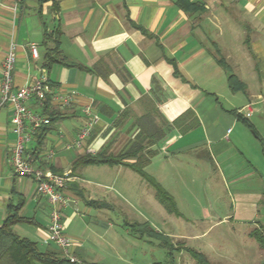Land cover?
Returning a JSON list of instances; mask_svg holds the SVG:
<instances>
[{
    "label": "crops",
    "instance_id": "obj_1",
    "mask_svg": "<svg viewBox=\"0 0 264 264\" xmlns=\"http://www.w3.org/2000/svg\"><path fill=\"white\" fill-rule=\"evenodd\" d=\"M178 1L22 0L14 10L12 0H0V78L5 54L15 43V88L43 76L49 85L76 95L67 108L41 107L35 99L27 104L35 113L48 117L53 112L56 117L41 145L37 138L43 128L36 130L26 154L36 165L68 176L64 195L70 203L62 210L64 231L76 220L81 202L86 209L109 207L99 192L106 187L88 180L91 166L73 170V163L87 153L122 150L137 133L133 124L144 114L149 99L155 101V121L165 128V136L155 146L158 153L145 172L172 198L177 196L179 182L189 175H211L212 157L219 161L221 175L231 181L263 179L248 160L247 168H234L232 157L257 152L255 143L260 142L238 119V111L252 107L253 100L262 96L259 90H264V0H186L198 5L191 12L180 8ZM55 42L62 57L91 71L61 64L45 68L44 57ZM31 45L36 46V57L30 53ZM219 58L229 72L217 63ZM229 74L244 88L232 91ZM87 105L97 112L99 123L81 149L67 147L77 138ZM190 110L193 114L183 117ZM12 112L9 105L0 107V225L8 205L21 203L19 215L33 223L14 225V233L21 236L20 226L30 228L44 245L50 207L37 194L33 180L12 170L10 155L16 137ZM255 113L252 109L245 119L254 118ZM259 113L264 117V111ZM178 119L177 126L169 127ZM188 125L192 128L181 132ZM50 152L48 162L39 160ZM98 166L126 173L134 188L145 181L122 165ZM256 210L255 203H240L232 218L247 213L254 225L264 227L257 222ZM70 238L75 242L72 255L81 262V241Z\"/></svg>",
    "mask_w": 264,
    "mask_h": 264
},
{
    "label": "rangeland",
    "instance_id": "obj_2",
    "mask_svg": "<svg viewBox=\"0 0 264 264\" xmlns=\"http://www.w3.org/2000/svg\"><path fill=\"white\" fill-rule=\"evenodd\" d=\"M259 91L261 98L253 100L254 118L246 121L255 125L254 130L261 135H258L261 141L255 143L257 152L250 150L244 156L235 153L232 162L234 168L243 170L247 168L245 161H250L262 174V181L254 177L231 181L221 175L219 161L212 157L208 163L211 175L193 174L179 182L177 196L173 198L178 212L175 214L166 211L156 200L154 189L145 181L134 188L135 182L126 173L115 168L88 167V180L106 187L99 192L104 194L109 207L100 211L95 207L86 209L82 202L77 206L76 220L67 226L65 233L81 241L78 250L81 262L195 264L186 251L195 250L214 264H264V250L248 236L257 223L254 225L253 219L243 212L238 214L239 218H232L240 203H255L257 222L264 226V140L261 138L264 137V117L259 113L264 111V90ZM192 161L196 163L195 159ZM32 211L33 206L29 212ZM30 231L20 226L18 233L22 238L37 242L40 250L50 249ZM162 240H168L173 250L164 247Z\"/></svg>",
    "mask_w": 264,
    "mask_h": 264
},
{
    "label": "built area",
    "instance_id": "obj_3",
    "mask_svg": "<svg viewBox=\"0 0 264 264\" xmlns=\"http://www.w3.org/2000/svg\"><path fill=\"white\" fill-rule=\"evenodd\" d=\"M14 10L22 0H12ZM32 56H37L35 45L30 46ZM16 63V45L12 43L7 50L1 68L0 78V107L9 105L13 112L11 123L16 135L14 146L10 155V164L13 172L21 177H26L35 182L36 192L45 197L49 204V213L46 224V238L44 245L50 246V250L58 253L63 258L72 262H79L73 255L72 249L75 242L66 235L62 223V210L68 206L70 199L64 195L68 183L66 174L53 173L42 166L36 165L34 160L26 154V148L36 130L50 125V119L30 110L27 106L31 99L41 106L56 105L59 108H67L75 101L74 93H65L57 87L48 84L46 77H40L32 83L15 88L13 84V72ZM83 121L79 128L77 138L67 147L81 149L90 139L92 129L99 123V115L91 105L82 109ZM238 114L248 119L252 114V107L248 105ZM229 132V130H228ZM90 152V150H87ZM90 154V153H88ZM52 153L40 157V161L48 162Z\"/></svg>",
    "mask_w": 264,
    "mask_h": 264
},
{
    "label": "trees",
    "instance_id": "obj_4",
    "mask_svg": "<svg viewBox=\"0 0 264 264\" xmlns=\"http://www.w3.org/2000/svg\"><path fill=\"white\" fill-rule=\"evenodd\" d=\"M178 6L188 12H191V10L194 9L197 10L198 8L197 4L186 0H179ZM217 63L224 70L229 72L228 65L222 58H219ZM54 64H61L67 67H76L80 70L91 71L90 69L71 63L62 57L61 51L56 42L52 48L48 49L43 61V66L47 69ZM228 86L232 91L244 88L233 74L228 75ZM146 106L147 108L145 109L144 114L137 118L133 124V127L137 128V133L122 150L116 154L100 152L92 155L87 153L76 159L72 165V169L76 170L81 167L95 165H122L128 167L141 176L154 189L156 200L166 209L167 212H175V214H178L175 210L173 198L145 172V168L150 164L151 159L158 153L155 146L165 136V128L160 127L155 121L154 115L157 113L155 101L149 99L148 102H146ZM48 114L51 124L56 117L53 112H48ZM191 114H193V111L190 110L183 117ZM179 119L169 124V127L177 126L180 121ZM238 119L242 120V122L252 130L254 136L261 141L256 131L246 122L247 120L245 118L238 115ZM48 127L49 125L42 127L41 134L37 138L38 144L41 145L43 142V135L49 130ZM190 128H192L191 125L185 126L181 132ZM20 207L21 203L17 206L8 205L6 218L0 225V264H83L82 262H72L67 258H63L58 255L57 252L50 249L42 251L38 248L37 242L22 238L15 234L13 231L14 225L20 223H33L31 220L19 215L18 211ZM248 236L256 240L258 246L264 250V227L254 228L248 233ZM162 245L173 250V246L168 240H162ZM186 251L195 264H214L200 252L195 250Z\"/></svg>",
    "mask_w": 264,
    "mask_h": 264
}]
</instances>
